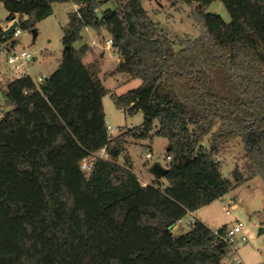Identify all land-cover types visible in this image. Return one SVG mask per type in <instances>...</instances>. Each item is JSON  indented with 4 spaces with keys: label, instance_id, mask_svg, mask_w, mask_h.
<instances>
[{
    "label": "trees",
    "instance_id": "1",
    "mask_svg": "<svg viewBox=\"0 0 264 264\" xmlns=\"http://www.w3.org/2000/svg\"><path fill=\"white\" fill-rule=\"evenodd\" d=\"M111 1L99 16V0H0L8 18L27 16L22 28L35 36L54 2L77 6L62 26L57 68L38 88L28 76L6 86L0 264H223L228 248L214 229L197 219L177 234L168 226L254 175L264 181V0H220L230 22L204 11L216 0H178L197 3L201 34L193 39L171 36L141 0ZM84 27L104 28L121 56L116 71L140 79L110 93L116 109L142 112L140 125L108 133L109 91L97 64L83 62L88 45L73 46ZM153 136L167 139L170 161L165 182L144 185L125 144ZM235 139L244 173L236 169L231 180L215 154ZM101 150L106 156L85 174L81 162Z\"/></svg>",
    "mask_w": 264,
    "mask_h": 264
},
{
    "label": "rangeland",
    "instance_id": "2",
    "mask_svg": "<svg viewBox=\"0 0 264 264\" xmlns=\"http://www.w3.org/2000/svg\"><path fill=\"white\" fill-rule=\"evenodd\" d=\"M102 1L97 10L100 16L101 11L114 8L115 3L111 0ZM142 6L147 10L149 16L157 22L161 28L168 32L171 36L197 38L201 34V25L193 16L197 3H185L178 0H141ZM76 5L71 2H54L52 4L51 13L40 20L36 24L37 35L35 38L28 29H23L20 35L21 45H25L31 52L37 55L36 62L32 67L34 75L44 73L51 74L58 65V60L61 57L63 49L62 44V26L68 21V13L75 9ZM206 13H215L219 15L225 22H230V16L220 0L212 2L206 9ZM8 11L2 3H0V25L5 24ZM97 33V32H96ZM81 39L74 42L73 46H78L81 42L90 43L94 36L92 32H81ZM97 39L102 46L106 39H109L108 33L104 28L98 33ZM175 48H179L178 43H175ZM101 52V53H100ZM108 52L107 50L105 51ZM104 51L98 48L95 55L100 57ZM115 57L116 54L111 52ZM104 57L100 60H94L97 66L105 69V76L111 73V66L115 63V57ZM91 55L87 58L92 60ZM116 71V68H115ZM101 81V80H100ZM140 82V80L138 81ZM102 83V82H101ZM121 85L114 89L115 93L121 94L124 92L127 85ZM107 86L111 87V82ZM133 86V85H130ZM110 91V90H109ZM113 89L111 92H114ZM104 110L106 116V124L112 129V134H116L120 127H132L139 125L143 121V114L137 111L134 114H129L123 110L116 109L110 94L103 95ZM154 124V123H153ZM202 144L208 146L207 137H204ZM167 149V139L163 136H155L150 145L139 146L133 151H130L135 157V172L142 169V174L150 175L148 170L153 162H160L162 165L166 163L165 154ZM150 150L153 156L145 159L143 154ZM244 149L240 139H235L229 142L222 148L215 157L220 161L221 173L223 176L234 180V172L238 169L244 173ZM98 154H103L99 152ZM121 159V157H119ZM142 161L145 166L141 168ZM140 176V175H139ZM225 199H232L236 207L231 215H226L222 209V201L217 198L207 205L200 207L194 211L196 216L202 223L210 229L219 228L224 225H232L234 221L239 220L243 223V234L247 237L246 241L238 246L237 254L242 264H264V230L259 232L260 228L264 229V181L259 175H254L248 178L247 181L239 183L234 189L224 195ZM190 219L186 215L176 227H171L174 234L185 232L190 226L186 221ZM231 256L226 255L222 259V263H230Z\"/></svg>",
    "mask_w": 264,
    "mask_h": 264
},
{
    "label": "built area",
    "instance_id": "3",
    "mask_svg": "<svg viewBox=\"0 0 264 264\" xmlns=\"http://www.w3.org/2000/svg\"><path fill=\"white\" fill-rule=\"evenodd\" d=\"M25 14L14 13L10 18H6L5 24L0 25V122L6 116V114L11 110L6 102V91L7 83L18 79L24 76H28L32 79L35 86L38 88L39 84L47 76L44 73L34 75L32 72V67L36 62L37 55L31 52L25 45L20 43V35L22 34V24L26 19ZM16 25L13 27L12 31L9 33L3 32L9 28L13 23ZM32 33V32H31ZM108 42H111L109 38ZM26 93V91H24ZM108 133L112 134V129L107 125ZM99 154H94L88 158L83 159L80 164L81 170L85 174H89L90 168L93 164V159ZM99 156L105 157L106 154L103 151V154ZM153 156L150 150H147L143 157L149 159ZM166 163L163 164L164 167L168 168V163L170 161V156L165 155ZM138 179L142 184H150L153 180H145L139 175ZM161 179V178H160ZM222 201V209L226 215H231L236 207L235 202L232 199H225L224 195L219 197ZM187 215L190 216V219L186 221L188 226H191L194 223V218L192 217V212L188 211ZM183 219V218H182ZM182 219H179L172 227H176L177 223H180ZM243 223L239 220L234 221L232 225H226L224 230L220 233L217 229H214V234L219 237L220 240L225 242L228 248L227 255L231 256L230 263L223 264H242L240 258L237 254V249L240 244L246 241L247 237L242 232Z\"/></svg>",
    "mask_w": 264,
    "mask_h": 264
},
{
    "label": "crops",
    "instance_id": "4",
    "mask_svg": "<svg viewBox=\"0 0 264 264\" xmlns=\"http://www.w3.org/2000/svg\"><path fill=\"white\" fill-rule=\"evenodd\" d=\"M76 9H77V6L75 7L74 10H76ZM92 31L94 33V36L92 37V40H91L90 43L81 42V43L78 44V46H75V47H79L82 44H87L88 45L89 49H88V51L86 52V54H85V56L83 58V62L86 63V64H90V63H93L94 60H98L99 63H100V60H102L104 57L105 58L106 57L108 58V57L114 56L111 53V52H114L116 54V57L114 56L115 57V63L111 66V70H110L112 74H110L108 76H105L104 75L105 69L103 68L104 67L103 65H106V63H107L106 61H105V63H103V65L97 66L98 67L97 76L101 80L103 86L108 91L110 90L109 91V94L112 93L111 92L112 89L114 91L115 88L120 87L121 85H123V83H125L124 85H127L126 87H128L127 89L125 88L124 92L127 91L128 89H131L133 87H136L140 83V82H138L140 79H138V78H131L126 72H123V71H115V68L117 67L118 63L121 61V56L111 47V42H108L109 39L108 40L106 39L105 44L102 46V44L100 43V41L97 39L98 33H96L94 30H92L89 27H84L81 32L88 33V32H92ZM108 36L110 38V35L109 34H108ZM98 48H100L101 50L104 51V53H103L104 56L100 57V54H99V56H96L95 55V51ZM106 50L108 51L107 53L105 52ZM89 55L93 56L92 57V60H88L87 57ZM97 65H98V63H97ZM48 75H50V74H48ZM108 82H111V87L107 86ZM130 85H133V86H130ZM102 105H103V111H104V115H105L103 97H102ZM105 121H106V116H105ZM153 123H154L153 124V126H154L153 132H154L157 129L158 124H157V121L156 120ZM154 137L155 136H153L152 138H145V139H135V138L129 137V138H127V142L125 144V154L129 155L130 158H131V160H132V170H133V172L136 175H140V177H142L145 180H153L154 179V176L151 175V174L150 175H148V174H142L141 173L142 169H140L138 172H135V170H134V167H135V157H133V154H131L130 151H133L136 148H138L139 146H143L145 144L151 146V142L154 139ZM101 151L103 152V150H101ZM101 151H99V152H101ZM99 152H97L95 154H98ZM118 162L119 163H123V157L122 156H121V159H118ZM145 165H146L145 162L142 161L141 168H143V166H145ZM161 179H162L163 182H165L164 178H161ZM192 217L194 219L199 220L196 216H194V212H192Z\"/></svg>",
    "mask_w": 264,
    "mask_h": 264
},
{
    "label": "water",
    "instance_id": "5",
    "mask_svg": "<svg viewBox=\"0 0 264 264\" xmlns=\"http://www.w3.org/2000/svg\"><path fill=\"white\" fill-rule=\"evenodd\" d=\"M16 25V23L14 22L9 28H7L6 30H4L3 32L5 33H9L12 31L13 27ZM32 34L33 37H35V30H32ZM66 48H68V46H66ZM149 172L151 175H153L155 178H164L166 173H167V168L164 167L160 162H153L149 168H148ZM173 224L168 226V229H171ZM264 229L260 228L259 232H262Z\"/></svg>",
    "mask_w": 264,
    "mask_h": 264
}]
</instances>
